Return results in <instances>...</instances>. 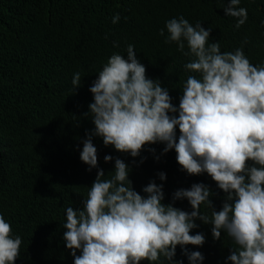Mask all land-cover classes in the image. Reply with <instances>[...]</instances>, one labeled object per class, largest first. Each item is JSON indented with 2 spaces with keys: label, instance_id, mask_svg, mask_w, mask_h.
Segmentation results:
<instances>
[{
  "label": "trees",
  "instance_id": "1",
  "mask_svg": "<svg viewBox=\"0 0 264 264\" xmlns=\"http://www.w3.org/2000/svg\"><path fill=\"white\" fill-rule=\"evenodd\" d=\"M228 3L0 0V214L11 225L13 236L22 240L15 264H74L63 240L66 209L82 208L97 171L102 169L110 178L117 158L131 169L129 179L141 195L155 181L163 184L162 203L190 213L188 201H173V194L202 183L214 194L215 210H221L225 193L206 173L190 176L183 171L174 149L162 154L164 144L145 145L133 158L93 137L98 168L91 170L80 153L87 134L94 130L86 115L93 102L89 89L113 54L127 58L129 45L134 46L146 75L169 89L178 108L191 74L184 66L193 57L183 55L174 43H165V24L170 19L182 16L193 26L199 22L212 30L209 43L219 42L222 53L242 48L250 63L264 66V0H241L239 7L247 9L248 18L240 28L235 27L236 18L225 14ZM116 14L120 20L113 24ZM75 73L81 76L77 89L72 84ZM106 155L112 161L105 163ZM159 173H165L166 180L161 181ZM201 212L211 220L212 209L201 205ZM195 223L198 227L191 234L202 233L205 243L187 245V251H199L202 264H230L227 257L237 247L233 240L227 233L214 240L211 225ZM174 260L189 264L180 246ZM161 262L170 264L163 256L141 264Z\"/></svg>",
  "mask_w": 264,
  "mask_h": 264
},
{
  "label": "clouds",
  "instance_id": "2",
  "mask_svg": "<svg viewBox=\"0 0 264 264\" xmlns=\"http://www.w3.org/2000/svg\"><path fill=\"white\" fill-rule=\"evenodd\" d=\"M240 3L229 0L224 9L226 16L236 18V28L248 18ZM119 20L116 14L112 23ZM165 28V43H174L183 55L193 57L184 66L191 74L178 108L169 89L146 75L129 45L127 58L113 54L89 89L93 102L86 115L94 130L83 141L80 159L89 170L98 168L93 137L133 158L145 145L164 144L162 154L174 149L188 175L211 177L225 193L222 208L215 210L214 194L202 183L173 194V201H188L190 213L162 203L163 184L155 181L141 195L129 179L131 169L117 158L110 178L102 169L97 171L83 207L66 209L65 246L74 264H141L161 256L170 264H182L174 260L177 246L189 264H202L203 255L185 247L205 243L202 233L191 234L199 220L211 225L214 240L222 233L233 240L237 247L227 257L230 264H264V66L250 63L242 48L222 53L219 42L209 43L212 30L199 22L193 26L181 16L168 20ZM72 84L75 89L81 86L80 73L74 74ZM104 159L108 163L113 158ZM158 175L166 180L165 173ZM201 205L212 209L211 220L202 214ZM21 244L0 214V264H15Z\"/></svg>",
  "mask_w": 264,
  "mask_h": 264
}]
</instances>
